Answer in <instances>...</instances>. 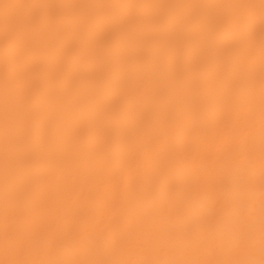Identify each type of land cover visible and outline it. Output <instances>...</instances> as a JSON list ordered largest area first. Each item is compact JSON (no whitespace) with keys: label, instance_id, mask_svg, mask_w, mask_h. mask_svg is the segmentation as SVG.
<instances>
[{"label":"bare ground","instance_id":"bare-ground-1","mask_svg":"<svg viewBox=\"0 0 264 264\" xmlns=\"http://www.w3.org/2000/svg\"><path fill=\"white\" fill-rule=\"evenodd\" d=\"M0 264H264V0H0Z\"/></svg>","mask_w":264,"mask_h":264}]
</instances>
